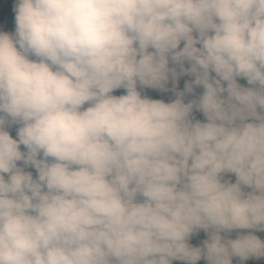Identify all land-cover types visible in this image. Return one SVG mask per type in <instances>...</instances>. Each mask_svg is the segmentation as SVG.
Segmentation results:
<instances>
[{"label":"clouds","instance_id":"obj_1","mask_svg":"<svg viewBox=\"0 0 264 264\" xmlns=\"http://www.w3.org/2000/svg\"><path fill=\"white\" fill-rule=\"evenodd\" d=\"M14 11L15 33L0 32V264L264 257L256 235H221L264 231V0H17ZM170 74L205 91L166 103L137 90L166 91Z\"/></svg>","mask_w":264,"mask_h":264},{"label":"trees","instance_id":"obj_2","mask_svg":"<svg viewBox=\"0 0 264 264\" xmlns=\"http://www.w3.org/2000/svg\"><path fill=\"white\" fill-rule=\"evenodd\" d=\"M4 1L5 0H0V32H8L10 34H14L15 28H16V22H15L16 13L14 11V8H15V5L17 4V0H6L5 3ZM10 9L12 10L9 11ZM180 47L181 48L183 47V42L181 43ZM149 50L152 51V49H149ZM184 66L190 67L191 65L186 61ZM169 67H176L177 71H179V66L174 65L171 60L169 61ZM212 75L215 76V73H212ZM194 79L195 77L191 75H181L179 76L178 80H173L170 74L169 81L166 85V88H167L166 91L160 90V89H153L150 87H143L139 84V82L137 83V90L141 92V95L143 97H147L150 99H156V100H163L166 103H171L172 101L177 99L176 93L185 92L186 83L189 81H194ZM237 82L244 87H252L251 85L248 84L247 80L244 78L238 77ZM224 83L226 86L227 82H224ZM204 91L205 89L202 86L194 85L193 92H185L184 102L189 103L193 100L198 99L203 94ZM125 94H126V89H123V88L114 90L111 93V95H116V96L125 95ZM222 96L226 97L227 93H223ZM191 115L194 121L199 120L201 122H207L204 114L195 108L193 109V112ZM18 128H19V125H11L10 127H7L6 130L10 132L13 138L18 139V136H17ZM21 151H26L25 146L21 145ZM17 163L19 167H24L23 161H18ZM25 171L31 172V167H26ZM33 177L36 178L37 176L33 175ZM222 177H223V180H230L232 183H235L237 179L235 174H232V173L222 174ZM5 178L6 179L8 178V174H5ZM244 191L248 192V191H251V189L244 187ZM250 233L256 235L261 240H264V231H259L256 229H234L231 232H227V233L222 232L221 235L224 236L226 239L227 238L236 239L241 234L247 235ZM192 236L203 237L204 238L203 241L208 239V233L204 231L203 229L198 230ZM192 246L202 247L203 245L201 244V246H198V245H192ZM172 264H186V262L182 260H174ZM197 264H208V262L206 259L202 258L201 260L197 261ZM233 264H264V257H260V258L252 257L245 261H241L238 257H233Z\"/></svg>","mask_w":264,"mask_h":264},{"label":"rangeland","instance_id":"obj_3","mask_svg":"<svg viewBox=\"0 0 264 264\" xmlns=\"http://www.w3.org/2000/svg\"><path fill=\"white\" fill-rule=\"evenodd\" d=\"M6 2V0L4 1V3ZM12 9H10L9 11H11ZM86 106H88L87 104L84 106L86 108ZM42 158V157H41ZM31 173L33 175H36L37 176V171L34 167H31ZM203 237H192V238H189V244L190 245H198V246H201V244L203 245V240L204 238L202 239Z\"/></svg>","mask_w":264,"mask_h":264}]
</instances>
